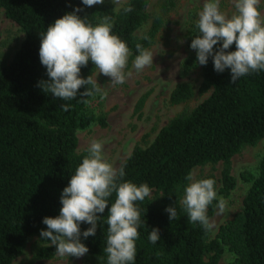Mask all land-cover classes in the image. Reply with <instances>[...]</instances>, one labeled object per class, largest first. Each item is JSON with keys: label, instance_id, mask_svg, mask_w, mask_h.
<instances>
[{"label": "trees", "instance_id": "trees-1", "mask_svg": "<svg viewBox=\"0 0 264 264\" xmlns=\"http://www.w3.org/2000/svg\"><path fill=\"white\" fill-rule=\"evenodd\" d=\"M177 1H158L160 12H168ZM148 2L126 0L117 11L109 1L87 7L82 0H0L5 16L23 34L11 60L0 61V264H16L25 242L35 235L40 242L35 257L56 254L55 246L40 236L41 230L47 229L43 218L59 215L61 193L88 154L87 149L77 150V132L95 123L106 125L98 96L79 95L87 86L70 101L54 98L38 86L39 81L48 79L39 58L41 34L56 19L79 7L82 11L77 15L93 25L111 16L112 33L126 42L134 57L138 55L136 44L149 47L163 24L158 15L144 32L136 33L150 19ZM126 6L133 11L125 14ZM196 24L186 30L189 48L199 34ZM235 50L233 44L228 51ZM180 69L183 74L199 69L197 93L207 95L189 111L170 119L147 145H135L118 166L124 165L123 181L137 186L147 183L151 189L148 197L136 202L141 223L132 264H218L224 253L230 255L227 264H264V152L253 167L240 172L247 188L237 209L213 234L198 222H190L181 203L189 183L185 177L196 166L221 162L219 178L213 172L196 178L214 179L217 194L228 197L237 187L231 173L232 156L242 146L255 145L264 138V70L240 77L233 84L229 69L217 73L211 57L206 66L199 65L193 49L181 60ZM94 70L89 61L80 76L86 79ZM193 94L192 84L182 81L171 89L168 100L176 105ZM62 105L70 107L64 111ZM141 105L142 99L136 110ZM115 198L113 193L105 212L97 214L101 218L95 236L80 237L89 249L83 264H107V217ZM217 203L216 198L209 205V218ZM169 206L177 211L172 221L166 211ZM89 227L81 223V233ZM154 228L160 236L155 245L148 240Z\"/></svg>", "mask_w": 264, "mask_h": 264}, {"label": "clouds", "instance_id": "clouds-1", "mask_svg": "<svg viewBox=\"0 0 264 264\" xmlns=\"http://www.w3.org/2000/svg\"><path fill=\"white\" fill-rule=\"evenodd\" d=\"M115 6H121L124 0H111ZM83 5L91 7L104 4L105 0H82ZM235 13L228 17L219 9L220 0H205L199 12L196 27L199 34L190 44L196 51L199 65H207L209 57L213 60L214 70L223 73L230 70L231 83L252 72L264 70V15L259 10L260 0H232ZM120 8L117 7V11ZM66 13L49 25L41 34L39 58L46 68L47 80L39 81L38 86L44 93H51L54 98L70 101L77 98L78 90L87 86L81 97H90L101 93L102 88L92 75L86 79L80 76L81 68L89 61L98 69V74L110 78L113 86L124 84L130 49L126 42L112 33L111 16H104L96 25L86 22L77 13ZM131 6L123 7V12H132ZM86 17V16H85ZM144 39H148L144 37ZM220 45L214 50V46ZM235 44V51H228ZM138 55L133 61V68L140 72L153 65L154 53L136 44ZM91 86V87H88ZM67 111L70 105H62ZM100 141L92 140L82 163L71 176L68 185L60 197L62 207L56 217H44L42 223L47 226L41 230L42 240L50 241L60 257H83L89 249L81 242L84 238L95 236L98 220L108 207V198L116 194L114 203L108 209L107 217V264H132L136 256V241L141 223L137 201H143L151 193L147 183L137 186L131 181H123L124 165L114 167L105 158ZM189 181L184 188L181 201L188 219L199 223L207 232L214 228V221L207 215L208 207L217 198L216 181L211 178L195 179L189 173ZM226 202L219 199L217 208L222 214ZM169 220L177 216L176 207L166 208ZM91 227L81 233L80 224ZM148 240L156 244L160 240L159 229H152ZM161 253L157 252L159 257Z\"/></svg>", "mask_w": 264, "mask_h": 264}, {"label": "rangeland", "instance_id": "rangeland-1", "mask_svg": "<svg viewBox=\"0 0 264 264\" xmlns=\"http://www.w3.org/2000/svg\"><path fill=\"white\" fill-rule=\"evenodd\" d=\"M105 1L112 3L111 0ZM158 1L160 0H149L150 19L136 32L141 34L150 26L153 17L161 16L163 24L154 42L146 48L154 53L153 65L137 72L133 68L135 56H129L125 72L132 74L126 76L124 84L115 86L111 84L109 77L98 74L99 70L95 68L92 76L97 79V83L102 88V94L97 93L96 95L100 101L99 109L105 114L106 125L99 126L95 123L90 128L77 132L78 151L88 149L92 140L100 141L105 158L117 168L135 145H147L170 119L189 111L207 95L197 93V87L201 81L199 69L188 74H183L180 69L181 60L192 50L187 45L186 30L191 23L198 21V14L202 11L205 0H178L171 10L163 14L160 12ZM114 7L119 6L114 5ZM219 9L228 17L236 11L232 0H220ZM259 10L264 15V0H260ZM22 37L23 34L18 25L7 18L0 7L1 62L7 63L11 60ZM182 81L192 84L194 94L185 102L171 105L168 100L170 91L176 83ZM141 99V108L136 110V105ZM263 152L264 138L255 145L242 146L240 151L232 156L231 173L236 177L237 187L228 197L217 194L218 202L220 198H223L226 207L220 214L216 205L210 218V221H214L211 234L221 221L230 217L240 203L247 188L239 177L240 172L247 167H253ZM220 170L221 162H218L213 166L211 164L196 166L191 173L194 174L195 179L208 172H213L219 178ZM39 245L40 242L36 235L29 238L24 244L22 253L16 257L14 262L16 264H83L88 257L87 254L80 258L60 257L55 254L51 258H37L35 250ZM229 258L230 255L224 253L218 264H227Z\"/></svg>", "mask_w": 264, "mask_h": 264}]
</instances>
